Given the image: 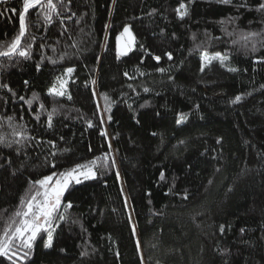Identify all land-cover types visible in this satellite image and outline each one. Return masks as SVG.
Listing matches in <instances>:
<instances>
[{
    "label": "trees",
    "instance_id": "1",
    "mask_svg": "<svg viewBox=\"0 0 264 264\" xmlns=\"http://www.w3.org/2000/svg\"><path fill=\"white\" fill-rule=\"evenodd\" d=\"M181 2L184 19L176 13ZM260 3L64 0L51 24L29 10L21 47L31 44L30 58L0 57V85L12 90L0 87V136L13 138V117L14 126L23 125L17 130L35 139L0 146V214L14 211L29 181L91 161L109 144L116 166L69 187L63 199L73 206L53 247L38 239L26 264H264V46L252 52L241 40L264 33ZM19 11L22 0L0 3V48L18 35ZM124 25L135 46L118 59L115 40ZM203 52L226 53L227 66L238 71L213 61L201 72ZM68 67L71 99L53 98L47 90ZM33 93L38 98L29 106Z\"/></svg>",
    "mask_w": 264,
    "mask_h": 264
},
{
    "label": "snow or ice",
    "instance_id": "2",
    "mask_svg": "<svg viewBox=\"0 0 264 264\" xmlns=\"http://www.w3.org/2000/svg\"><path fill=\"white\" fill-rule=\"evenodd\" d=\"M8 0H0V3H7ZM221 4H231L232 0H217ZM115 3V0H113ZM71 4V0H68V5ZM64 7V0H22V11H19V32L18 35L8 44L6 47L0 48V57L11 58L13 56H20L24 59L30 58V48L31 44H28L25 47H21V41L25 37L26 32L28 31L31 21H27V15L30 9H38L37 16L43 14V21L45 24H51L53 17L61 16L60 8ZM240 7H247L246 3H242ZM70 11V7L68 8ZM258 11H264V3L258 5ZM15 14L16 9H11ZM176 13L180 19H184L188 15V7L185 3L181 2L179 7L176 9ZM3 15V13H0ZM74 16L75 13H72ZM69 19L71 17H68ZM232 22V21H229ZM224 23V21H221ZM107 27V26H106ZM229 35H232L229 33ZM258 37H264V33L249 32L241 36V40L244 42V47H248L251 44L250 51H257V43L264 46V38L257 39ZM34 39V37H33ZM195 39V36L193 37ZM117 41V58L121 56H127L129 51L132 49L135 37L133 36L130 26L124 25L123 31L116 37ZM123 41V42H122ZM238 43L233 41V45ZM76 45L73 44V47ZM199 47V45L197 46ZM167 59L171 61L173 59V54L171 52L165 53ZM153 59L159 63L161 60L160 56H154ZM201 67L200 71L204 72L205 67H208L212 64L213 61L219 62L222 67H227L229 72L235 73L238 71L235 67H228L226 61L229 59L226 53L216 52L212 55H209L207 52H203L201 57ZM56 63L55 60L51 61ZM264 62V61H258ZM143 63V61H141ZM39 68V65L37 66ZM159 72L164 73L166 70L164 68L157 69ZM74 68L68 67L66 69V77L70 78ZM143 75L144 73H140ZM125 76H128V73H125ZM58 79L57 84L48 90V95L53 98L63 97L67 95L68 99H71V95L68 94L66 85L68 84V79ZM130 79L134 77H129ZM28 82L25 81V84ZM95 84V81H92ZM0 87L7 88L9 91H12L8 88V85H0ZM131 87V85H129ZM264 87V85H262ZM145 92H149L148 87H144ZM13 95H15L13 93ZM37 94L33 93V98L27 100L26 103L31 106L33 101L36 100ZM21 100L24 97H20ZM106 101L105 111L109 112L111 110L110 105L107 104L108 97H104ZM241 96H236L232 103H239L241 101ZM131 107V105H129ZM40 108L43 110L44 105L40 104ZM57 111L56 108L52 109V112L48 113L47 117V127L51 129L53 127V114ZM39 121L40 117L37 115L35 117ZM13 117H8L9 127L13 128L12 139H8L5 136H0V146L12 147L13 145L23 146L27 140H33L35 137H27L23 130V125L14 126ZM108 120H111V116H108ZM185 116L181 117L176 121L177 124L184 122ZM88 127H93L92 121H86ZM101 124L104 123V119L101 118ZM100 134L107 137V133L101 130ZM155 135V133H154ZM220 141L218 140L217 143ZM48 143L55 148V144L52 141ZM183 143V141H181ZM109 151L103 153L101 156L95 157L91 161H88L84 164H76L75 166L65 169L61 172H53L49 175H44L42 178L36 179L34 181H29V186L25 190L24 194L20 197L18 206L15 207L7 216L0 214V221H3L2 227H0V258H4L10 261V264H26V262L31 258V254L34 249L38 239L43 240V246L45 249H51L53 247V234L60 226L61 222H64L67 217L66 213L69 209L72 208V203L70 201L65 202L64 196L68 191L69 187L73 184H80L83 180H93L97 178L98 170L103 169L107 170L109 168H114L116 166V161L114 158L110 157L112 151L111 144L108 146ZM67 151V149H65ZM17 155H20L19 149L16 152ZM51 156H56V152H52ZM109 161H111L109 163ZM11 163V161H9ZM45 163H50L52 168L56 167L55 162H50L45 159ZM2 166V165H0ZM15 174V173H13ZM116 178H120L119 171L116 172ZM160 179H164V174H160ZM212 181H209L211 184ZM123 193V189H121ZM185 200L188 199L187 194L183 197ZM127 203V202H126ZM63 209V211L61 210ZM7 212V209L4 210ZM220 233L223 234L225 231V226L221 225L219 229ZM244 229H241L243 233ZM133 235L136 234V228H132ZM46 236V239H44ZM140 250V242L137 241V251ZM81 255H87V252H82ZM141 264H144L143 258H141Z\"/></svg>",
    "mask_w": 264,
    "mask_h": 264
},
{
    "label": "rangeland",
    "instance_id": "3",
    "mask_svg": "<svg viewBox=\"0 0 264 264\" xmlns=\"http://www.w3.org/2000/svg\"><path fill=\"white\" fill-rule=\"evenodd\" d=\"M64 78H67V77H66V71H65V73H64L63 75H61L60 77L57 78V80H56V82L54 83V85L57 84L58 79H64ZM67 79H68V82H69V78H67ZM54 85H52L50 88H52ZM67 85H68V84H67ZM67 85H66V87H67ZM50 88H49V89H50ZM49 89H48V90H49ZM48 90H47V93H48ZM82 180H83V179H82ZM73 183H74V182H73Z\"/></svg>",
    "mask_w": 264,
    "mask_h": 264
},
{
    "label": "water",
    "instance_id": "4",
    "mask_svg": "<svg viewBox=\"0 0 264 264\" xmlns=\"http://www.w3.org/2000/svg\"><path fill=\"white\" fill-rule=\"evenodd\" d=\"M132 34H133V33H132ZM133 36H134V35H133ZM122 42H123V41H122ZM134 42H135V41H134ZM115 44H116V54H117V41H116V40H115ZM134 46H135V44H133L132 49L134 48ZM132 49H131V50H132ZM131 50H130V51H131ZM130 51H129V53H130ZM129 53H128V54H129ZM121 57H124V56H121Z\"/></svg>",
    "mask_w": 264,
    "mask_h": 264
}]
</instances>
